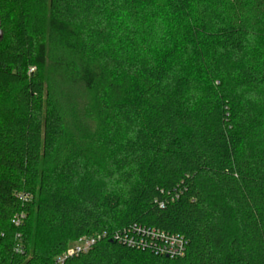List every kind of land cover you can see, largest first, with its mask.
<instances>
[{
	"label": "trees",
	"instance_id": "1",
	"mask_svg": "<svg viewBox=\"0 0 264 264\" xmlns=\"http://www.w3.org/2000/svg\"><path fill=\"white\" fill-rule=\"evenodd\" d=\"M0 31V264L134 223L183 254L63 264H264V0H0Z\"/></svg>",
	"mask_w": 264,
	"mask_h": 264
},
{
	"label": "built area",
	"instance_id": "2",
	"mask_svg": "<svg viewBox=\"0 0 264 264\" xmlns=\"http://www.w3.org/2000/svg\"><path fill=\"white\" fill-rule=\"evenodd\" d=\"M18 196L23 202L30 199L29 195L23 193H19ZM23 216L21 212L13 218L15 226L21 223ZM106 237L117 240L130 248L137 250L149 249L155 253L167 254L170 257L182 255L186 245V240L178 234H169L134 223L125 227L122 232L115 231L110 234L105 231L95 232L77 238L61 254L55 257V263L63 264L66 259L89 251L98 240Z\"/></svg>",
	"mask_w": 264,
	"mask_h": 264
},
{
	"label": "rangeland",
	"instance_id": "3",
	"mask_svg": "<svg viewBox=\"0 0 264 264\" xmlns=\"http://www.w3.org/2000/svg\"><path fill=\"white\" fill-rule=\"evenodd\" d=\"M55 89L60 99H65L67 102H73L74 104H78L80 102V99L82 97L81 94L77 93V90L71 89L70 87L66 86L61 81H56ZM74 120L77 124L78 129L82 131L87 130L86 128L88 127V122L84 120L80 115L75 116ZM17 215L19 214H15L14 217Z\"/></svg>",
	"mask_w": 264,
	"mask_h": 264
},
{
	"label": "water",
	"instance_id": "4",
	"mask_svg": "<svg viewBox=\"0 0 264 264\" xmlns=\"http://www.w3.org/2000/svg\"><path fill=\"white\" fill-rule=\"evenodd\" d=\"M0 35H1V31H0Z\"/></svg>",
	"mask_w": 264,
	"mask_h": 264
}]
</instances>
